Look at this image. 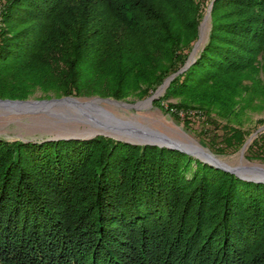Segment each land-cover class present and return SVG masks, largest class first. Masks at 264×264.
Returning <instances> with one entry per match:
<instances>
[{
	"label": "trees",
	"instance_id": "16d2710c",
	"mask_svg": "<svg viewBox=\"0 0 264 264\" xmlns=\"http://www.w3.org/2000/svg\"><path fill=\"white\" fill-rule=\"evenodd\" d=\"M204 1L0 0V99L149 97L185 65ZM210 1L166 97L223 131L216 154L264 103V0ZM245 158L264 162L263 135ZM0 264H264V184L104 136L0 138Z\"/></svg>",
	"mask_w": 264,
	"mask_h": 264
},
{
	"label": "rangeland",
	"instance_id": "374dc122",
	"mask_svg": "<svg viewBox=\"0 0 264 264\" xmlns=\"http://www.w3.org/2000/svg\"><path fill=\"white\" fill-rule=\"evenodd\" d=\"M211 7L212 1L205 0L204 5H202L203 16L197 25V39L193 43L187 60L196 44L199 45L194 57H196L198 52L207 42L211 26ZM171 81H169L167 85H163V82L151 92L149 97L138 98L134 96L129 97L124 101H117L124 106L104 102L99 103V105L107 110L114 118L129 122V128L137 135L134 136V140L131 138L133 141L158 142L159 140H157V138L159 136L154 138L147 135L159 133L170 140L167 142L177 144L185 150L197 152V155L205 157L211 155L224 167H258L264 170L263 161L258 159L247 160L245 158V151L251 141L259 135L264 136V103L260 102L261 99L260 101L257 100L252 108L246 109L244 115L239 119L242 128L248 133L245 142V144H247L244 151H242V146L239 150L236 148H228L224 149L222 153L214 154L209 150L207 145L211 139L216 146H224V144L220 142L223 131L213 130L212 126H209L207 123L204 124L194 111H187V113H184L179 110L178 106L180 100L178 98L166 97V91ZM151 96H154L155 98L152 101H148V98ZM92 98L76 99L84 102L89 101ZM51 99L59 98L52 97L46 99L40 91H37L27 100L41 101ZM59 115L63 116L59 117ZM68 117V112L65 108H56L48 110V112L35 113L16 112L14 110L0 108V138L7 141L20 140L24 142H37L42 140L67 138L80 140L90 139L96 133H102L104 135L108 134L94 125L79 122L77 120H68ZM191 158L200 162L194 157Z\"/></svg>",
	"mask_w": 264,
	"mask_h": 264
},
{
	"label": "water",
	"instance_id": "95a60500",
	"mask_svg": "<svg viewBox=\"0 0 264 264\" xmlns=\"http://www.w3.org/2000/svg\"><path fill=\"white\" fill-rule=\"evenodd\" d=\"M197 45V44H196ZM195 45V46H196ZM195 49V47H194ZM193 49V51H194ZM192 51V53H193ZM191 53V54H192ZM191 56V55H190ZM190 56L186 62V64L183 66V68L177 72L176 74H173L168 79H166L163 83L168 84L169 81H171L177 74L183 72L186 70L194 61L195 58L189 62ZM162 85V86H163ZM161 88V87H160ZM155 97L151 96L148 98V101H152ZM110 103V104H116L119 106H124L123 104L110 100V99H101V98H92L89 101H78L76 98L73 97H63L59 99H51V100H41V101H18V100H0V108L8 109V110H14L16 112H27V113H35V112H48V110H53L56 108H65L68 112V120H77L79 122L87 123L90 125H94L97 128L103 130L104 132L108 133L106 135L104 134H95L91 138L102 135L107 138H111L115 141L130 144V145H149V146H156L158 148H165L168 150H175L180 153H183L189 157H193L192 153L185 152L177 147H168L163 145H158L156 143H132L123 139H119L115 136H121V137H132L136 134L129 128V122L121 121L116 118H114L107 110L102 108L99 103ZM64 115V114H63ZM63 115H59V117H62ZM141 136V135H139ZM152 137L159 136L164 141H170L167 139V137L159 134V133H153L151 135ZM134 138V137H132ZM74 138H67L64 140H69ZM53 140H61V139H50ZM80 140V139H77ZM84 140V139H81ZM250 141V140H249ZM247 144V143H246ZM246 144L243 145L242 151H244ZM213 158L211 155L209 156ZM195 158V157H194ZM197 159V158H196ZM199 160V159H197ZM215 161V158H213ZM201 163L206 164L212 168L221 170L223 172L229 173L234 175L236 178L247 181V182H253V183H262L264 184V170L258 167H246L247 169H243L242 167H232L230 169L224 168L223 166L219 164L212 163L211 161H203L199 160ZM241 170L248 171L250 178H243L239 175Z\"/></svg>",
	"mask_w": 264,
	"mask_h": 264
},
{
	"label": "bare ground",
	"instance_id": "6f19581e",
	"mask_svg": "<svg viewBox=\"0 0 264 264\" xmlns=\"http://www.w3.org/2000/svg\"><path fill=\"white\" fill-rule=\"evenodd\" d=\"M198 45L199 44H197L196 46H195V49H194V51H193V53L191 54V56H190V59H189V61H192L195 57V52H196V50H197V47H198ZM135 136H137V135H135ZM115 137H117V138H119V139H123V140H126V141H129V142H132V143H156V144H158V145H163V146H168V147H177V148H179V149H181V150H183V151H185V152H189V153H192L193 154V157H195V158H197V159H199V160H203V161H211L212 163H217V164H219V165H221V166H223L221 163H219V161L218 160H216L215 159V161L213 160V158H209L208 156H201V155H197V152H194V151H190V150H185V149H183V148H181V147H179L177 144H174V143H169V142H167V141H164V140H162L160 137H154V138H157V140H159L158 142H154V141H146V142H140V141H133L134 140V138H132V137H134V136H132V137H121V136H115ZM133 140H132V139ZM153 138V139H154ZM224 167V166H223ZM224 168H228V167H224ZM228 169H230V168H228ZM243 169H247V168H243ZM239 175L241 176V177H243V178H250V176L251 175H249V173H248V171H245V170H241L240 171V173H239Z\"/></svg>",
	"mask_w": 264,
	"mask_h": 264
}]
</instances>
